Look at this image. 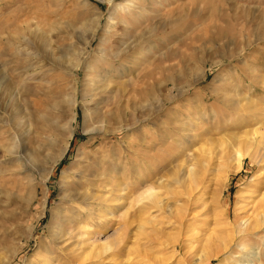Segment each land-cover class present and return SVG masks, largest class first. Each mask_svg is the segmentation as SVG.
<instances>
[{"label":"rangeland","instance_id":"1","mask_svg":"<svg viewBox=\"0 0 264 264\" xmlns=\"http://www.w3.org/2000/svg\"><path fill=\"white\" fill-rule=\"evenodd\" d=\"M87 1L102 12L104 24L109 15L107 3ZM210 4L216 12L221 11L220 0H211ZM224 7L230 13H246L237 22L231 20L233 29L226 38L235 44L227 54L235 55L243 44L247 45L238 58L220 62L223 42L215 39L214 27L205 34L196 16L182 19L177 14V22L173 17L166 21V28L149 38L158 44V50L149 53L140 49L136 53L139 59L131 54L113 59L98 51L99 35L84 50L83 42L90 35L88 25L95 15L85 10L80 0H0V79L15 82L17 91L28 86L30 94L19 104L32 117L26 120L29 124L25 123L18 155L0 163V264L1 260H7V264H45L46 255L51 260L47 264H194L213 230L223 239L233 233L234 237L226 249L218 246V254L205 264H246L248 259L250 264H264V223L251 235L237 234L242 217L253 215L264 203V40L256 41L255 37L261 29L258 22L264 19V0H224ZM82 10L87 13L81 15ZM248 12L256 16L255 21L250 22ZM55 24L66 26L71 35L62 34L66 39H57L50 32ZM28 28L46 31L60 47L73 43L77 50L85 51L82 63L93 67L98 81L91 84L94 77L79 69L78 80L73 82L65 69L67 62L57 58L59 53L50 57L43 51L29 61L41 70L22 73L30 63L21 52L28 47L32 50ZM210 34L214 42L208 38ZM25 36L30 42H24ZM127 39L126 35L109 42ZM67 54L66 58L76 57ZM246 61L249 69L244 73L241 67ZM124 65L131 70L112 79L108 90L90 97L91 87L96 85L95 90H101L105 84L101 78L104 69L114 75L112 70ZM134 75L136 81L132 80ZM243 77L248 79L247 84H242ZM167 79L172 80L165 85ZM118 86L119 92L110 91ZM201 96H205L206 105L203 116L197 118L192 114L193 107ZM162 97L170 99L160 106ZM72 112L76 113L74 121ZM85 124L96 130L86 131ZM254 127L260 132L251 135L249 141L243 137L234 140L231 148L228 138ZM223 136L225 141L221 140ZM66 142L67 149L49 171L50 158ZM203 147L208 151L207 163L195 167L192 177L200 181L187 192L190 186L176 180L188 164L194 163L193 157L200 159ZM236 151L248 154L239 169L235 168ZM144 177L162 196L166 211L151 208V215L146 212L144 217L152 218V223L140 224L135 218L125 228L123 217L138 213L147 202L139 195ZM83 191L87 197H77ZM127 195L133 203L128 209L124 206ZM179 208L185 209L180 219L184 230L176 226L175 210ZM80 214L83 221L89 220L85 223L87 232L77 229L75 238L59 237L57 228L62 218L75 216L77 220ZM78 241L86 254L74 263L76 252L71 250ZM106 241L107 250L97 256L99 245ZM184 243L192 245L186 254ZM258 255L257 262L253 261Z\"/></svg>","mask_w":264,"mask_h":264},{"label":"bare ground","instance_id":"2","mask_svg":"<svg viewBox=\"0 0 264 264\" xmlns=\"http://www.w3.org/2000/svg\"><path fill=\"white\" fill-rule=\"evenodd\" d=\"M199 1H201V3H199ZM103 2L107 3L108 10H109V15H108L107 20H106V22L104 24H102V18H103L102 12L100 10H98L97 7H95L94 5L93 6L89 5L87 0H80V4L84 7V9L85 10L86 9L91 10V12H93V14L95 15L94 22H92L91 24L88 25L89 30H90L89 39L87 41L84 40V42H83V44L85 45L84 46V50L85 51L87 50L85 48H87L90 45H92L91 43L97 38V35H99V39H100L99 44L100 45H99L98 51L100 52L101 55L103 54L104 56L110 57V58H113V59H117V58L118 59H122V58H124V56L131 54L130 57L139 59L138 56L136 57V53L138 54V51L140 49H145V51H148L149 53L151 51H153V50H158V48H157L158 44H156L153 41H150L149 38L153 34L157 33V31L164 29L166 21L167 22L171 21L170 19H172L174 17V15H177V14L179 15L178 18H182V19H183V17H189L191 15L192 16H196V18L198 20L202 21L201 24H202L203 27H205V28H203L204 31H205V34H207L208 32L211 33L212 32L211 31V29H212L211 27H214V29L216 30V34H217V36H215V39L217 37L218 38L217 41L219 40V41L223 42V47H221L222 49L219 51V54H218V55H220V58H221L220 62H222V60H224L226 58H228L230 60L234 59L235 57L238 58V57H240V55H242L244 52H246V49L248 48V47H246L247 45L245 46L243 44V46H241L242 48L240 47L241 48L240 52L237 51V53H235V55H233L232 53L227 54V50L230 48V46L232 44H234V41H230L229 39H226L227 36H228V33H230L231 29H233V24L231 23V20L237 22V21H239V19L241 18L242 15H244V17H245L246 13H245V11L242 12V13H240V11H235L233 13H230L229 10H228V7H227V9H226V7H224V0H220L221 11H219V12H216V8L215 7H210L211 0H122V2H118V0H103ZM85 10H82L81 15H85L87 13V11L84 12ZM247 11H248V9H247ZM250 12H251V10H250ZM250 12H248L249 17H251L250 22L252 20L255 21L256 20V18H255L256 16L255 17H254V15L252 16L250 14ZM94 15H92V16H94ZM261 15H263V17H264V14H261ZM175 19H176V22H177V18L174 17V20ZM174 20H172V22ZM178 21H180V20H178ZM214 21H216V23L220 22V25H216V24L212 25L211 23H213ZM169 24H167V25H169ZM209 25H211V26L209 27ZM43 26H44V24H43ZM258 26L261 29L259 30V32L255 36L256 37V41H263L264 40V19L262 20L261 23L258 22ZM22 27H20V29ZM28 27H29V25H28ZM64 28H60L57 24H55L54 26H52V30L50 32L54 33L55 36H57V39H60V37H62V34L64 35V37L70 36L71 35V31L68 30V28L66 26ZM28 29H29V31H28ZM28 29H26V30L30 34L29 37H32V39L29 38L31 40V42H30V40L28 38H26V36H25L24 42L28 41V42L32 43V45H29L30 48H32V50L29 49V47H28V48H25L23 52H21V53H23L22 55H23V57H25L27 62H29L30 59H32V58L35 59V57L39 55L40 51H43L44 54H47L50 57H55L56 54L59 53V56L57 58H59V59L63 58L64 62H67V65H66L65 69L68 70V73H69L71 79L72 80L74 79L73 82H76L78 80L77 77H78V70L79 69L80 70H84L85 71L84 75L89 76V78L94 77V79H95L97 77L96 74H94L95 71H92L93 67H91V68L89 67L88 68V66H85L82 63L83 60L85 59V55H86L85 51L83 52L82 50H77L76 45H74L73 43H72V45H70V44H66L65 45L64 44L62 47H60L59 45L54 43V41L56 39L53 41L52 40L53 38H51L50 35L46 34V31L39 30L40 26H39L38 30L37 29H33V28H31V29L28 28ZM86 30H88V28H86ZM25 35H27V34H25ZM126 35L128 36L127 41L123 40V42L122 41H115L114 42V43L119 44V46H114L113 42H109L110 39H113V38H116V37L122 39ZM55 36H53V37H55ZM64 37H62V39H66ZM208 38H210L211 40L213 39V37H211V34H210V36ZM81 39H82V37H81ZM232 39H234V37ZM234 40L236 41V39H234ZM22 41H23V39H22ZM22 44H24V43H22ZM71 46H74L75 48L70 49ZM76 50H77V52H76ZM228 51H230V50H228ZM140 52H141V50H140ZM67 53H70L71 55L74 53L76 55V57L73 58L71 56V57L66 58L65 55ZM67 56H68V54H67ZM213 60H215V59L213 58ZM214 65H216V63ZM40 67L41 66H38V65L37 66L36 65L33 66L32 63H30L29 66L26 67L22 71V73L23 72L27 73L29 71H32L33 74L36 73V72L38 73ZM241 68H242L241 69L242 72L246 73V71L249 69V62L246 61L245 65L242 66ZM130 70H131V68L126 67L124 65L123 68H120V69H115L114 68L112 70V73L114 72L115 74L113 75V74H109L110 70L108 68L104 69L103 72L105 74L101 75V78H102V81L105 84L103 86H101L102 87L101 90H95L97 88L96 85H94V87H91L90 97L91 96H92V98L96 97L98 91L103 92V91L108 90V88H110V86L112 84V79L119 78V76H124L125 72L126 71L129 72ZM30 74H32V73H30ZM246 75H248V74H246ZM149 76H150V72H149ZM151 76H152V74H151ZM89 78H87V79H89ZM121 78L122 77H120V79ZM30 79L31 78H29V80ZM137 79H138V77H137ZM91 80H92L91 84L98 81V79H95V80L91 79ZM132 80L136 81L135 75L133 76ZM169 80H172V79L165 80L166 82L164 84L167 85ZM175 80H176V78L174 79V81ZM10 81H6L3 78L0 79V87L2 89V93H1L2 96L0 94V110H1L0 111V163L2 161H4L5 158H7V157H9L11 155L12 156L13 155L14 156L18 155L19 149H20L19 148L20 138L21 137L23 138L22 135L24 134L25 127L29 124V123H26V120L28 119V117H30V119L32 118L31 117V113H27L26 109L22 108L21 105L19 104V100L22 101V102H26L27 97H25V96L30 94L29 90H28V86L27 87L26 86H24V87L22 86L23 89L17 91V88L14 85L15 82L13 83V82H10ZM241 82H242V84L243 83L247 84L249 81H248L247 78L243 77V78H241ZM73 84L74 83H72V85ZM120 87L121 86H118L116 88L110 89V91L115 92V93L119 92ZM75 94L76 93H74L72 95V96H74V99L76 98ZM57 95H59V94H57ZM3 96L6 97V101L5 102H3V99H4ZM56 97H58V96H56ZM169 97L168 98L162 97L161 98L162 100H160V102H159V103H161L160 106L165 105L166 101L167 100L169 101V99L171 98V97L170 98ZM74 99H73V102L72 103L70 102V104H69L70 105V110L74 107V104H75ZM200 100H201L202 103H198V101L200 102ZM204 105H206V99H205V96H201L200 99L197 100V102L195 103V105L193 107V109H195V110L193 111L192 114L195 117H197V118L199 116H203L202 111L205 110ZM63 107L62 108L60 107V108L62 110H64V111H66L65 108H63ZM243 109H246V106ZM68 110H69V107H68ZM75 118H76V113H73V116H72L71 120L74 121ZM98 118H100V116ZM25 123L27 125H25ZM84 129L86 131H89V130H94L95 131L96 130L93 127L89 129L87 124L84 125ZM259 130L260 129L256 127L252 131L248 130V132H245L243 135L242 134H240V136L239 135H237V136L234 135L235 137L228 138L229 139V143L231 145V148L234 145V142H233L234 140H237V139L243 137L244 139H247L249 141L250 138H252L251 135L260 132ZM71 136H72V134L69 135V138H71ZM261 136H262V134H261ZM223 138H224V136H223ZM225 139L226 138L221 139V140L225 141ZM251 142H252V140H251ZM67 145H68V142L65 143V146H64L63 149L59 150L58 153H56L53 157L50 158V160H49V164H50L49 171H51L54 168V166L56 165L58 159H60L62 157V155L64 154L65 150L67 149ZM201 152L202 153L200 154V159H197L196 156L193 157V160L195 159L194 163L192 162L191 164H188L186 166L187 169H185L183 176L180 177V175H179L177 180H176L177 183L178 182L186 183V184H188L187 187L190 186L189 189L187 190V192H191L192 190H194L197 187V185L199 184V181H200L199 177L198 178H193L192 177L195 167L197 165L198 166L201 165V166L204 167L206 165V163H207L206 159H207V156H208V151L206 149H204V147H203ZM245 156H248V154L246 152L244 153V152H241V151H236V156H235L236 163H237V165L235 167L236 169L240 168V166L242 165V158L245 157ZM90 175H92V174H90ZM200 175H201V173H200ZM146 180H147L146 177H144V180H142L141 183L139 182L140 185H142L140 187V190L141 189L142 190L139 193V195L142 196V197L143 196L146 197L147 198V202L145 201L146 202L145 204L142 203L143 205L142 206L140 205L141 208L138 210V213H134V214L130 213L132 215H129L128 217L126 215V218L123 217L124 221H123L122 224L125 226V228H127L130 223L134 222V220H136L135 218H137V220H139V223L142 222V221L143 222L152 223V221H153L152 218H147V216L144 217L146 215V212L149 213V210L151 208L155 207V208H158L160 210H163L164 212L166 211L165 210L166 205L164 204L162 196L158 193L157 189L152 184L148 183ZM225 180H226V178H225ZM92 181H93V179L91 180L90 184H92ZM81 186H84V184H81ZM77 190L78 189H76V191ZM86 190H88V189H86ZM85 191H83L81 193L79 192V196L77 195V197H80V198H81V196L87 197L86 193H84ZM69 194H70V192H69ZM69 194L67 193V195H69ZM186 194H188V193H186ZM69 197H71V196H69ZM130 198H131V196L127 195L126 200L128 199V203L124 205V206H126V209H128V207L130 208L131 206H133L132 205L133 203L131 204V202H130V200H131ZM143 198H142V200H144ZM263 206H264V203H263ZM263 206L260 207V208L258 207L259 210L255 211V213L253 215H247V217H245V216L242 217V219H241V221L239 223L240 225L238 226L239 229L237 230V234L238 235H243V236L247 235V234L251 235V233L253 231H255L256 229L261 228L262 224L264 223V207ZM123 207H122V209L125 211L123 213L126 214L127 210H125ZM168 210H169L168 212H170V213H172V211H173L171 209H168ZM184 210H182L181 208L175 210V212H176L175 213V217H176V220L178 221L177 222L178 225H176V226H178V229L179 228H181V229L183 228V224L181 223L180 219L185 214ZM83 216L84 215L81 216V214H80V218H78L77 220H75V216H71V218L68 217L66 220H64V218H62V223L60 222L61 225L59 223V226L57 228V235L59 237L65 236L66 238L69 239V238H75L76 237L75 234H74V231H76L77 229L80 230L82 233H84V232L86 233L87 231H86V227L85 226H88V225H86L85 223H88L89 220L87 222L83 221L82 220ZM123 216H125V215L123 214ZM73 222L76 223V226H74L72 228L71 224ZM67 224H69V227H66ZM156 227H157V225H153V228L156 231L160 230V228H158V227L156 228ZM182 230H184V229H182ZM212 233L213 234H208V235L206 234L207 238H205V243L203 244L204 247L202 249V253H199L197 255L196 261L194 262V264H205L210 258H214V256H216L218 254V251H219L217 249L218 246H220V248H222L223 250L226 249L227 244L234 237L233 236L234 233L228 239H223V236H221L220 233H216L214 230L212 231ZM228 234L230 235V233H228ZM238 238H239V236H238ZM87 243H88V241H87ZM107 243H108V241H106L105 244L99 245V247H98L99 250L96 252L97 256L102 254V251H106L107 250V248H108V246H106ZM214 243H215V245H213ZM79 244H80V242L78 241V243H76L77 246H75L71 250L73 253L76 252L75 254L70 252V253H72L74 255V257H73V262L74 263L80 261L81 258L83 259L84 255L86 254V250L84 248H81L79 246ZM184 244L186 246V248L184 247L186 249L184 254H186L188 252V250L190 248H192V245H191V243H188V244L184 243ZM238 245H239V247L241 246V248L243 247L242 244H240V243H238ZM213 247H215V248H213ZM258 257H259V255L255 257V260L253 258V261L257 262L256 259H259ZM49 258H48V255L44 256L43 261H44L45 264H47L48 262L51 261ZM8 259H10V258H8ZM238 260L244 261L243 259H238ZM249 262L250 261L248 259V261H246V264H250ZM2 263L3 264H7L8 261L7 260L6 261H2L1 260V264ZM51 264H53V263H51ZM65 264H69V263L66 262ZM190 264H192V263L190 262Z\"/></svg>","mask_w":264,"mask_h":264}]
</instances>
